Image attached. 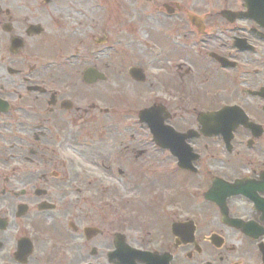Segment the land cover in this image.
<instances>
[{
    "label": "flooded vegetation",
    "instance_id": "flooded-vegetation-1",
    "mask_svg": "<svg viewBox=\"0 0 264 264\" xmlns=\"http://www.w3.org/2000/svg\"><path fill=\"white\" fill-rule=\"evenodd\" d=\"M0 264H264V0H0Z\"/></svg>",
    "mask_w": 264,
    "mask_h": 264
},
{
    "label": "water",
    "instance_id": "water-1",
    "mask_svg": "<svg viewBox=\"0 0 264 264\" xmlns=\"http://www.w3.org/2000/svg\"><path fill=\"white\" fill-rule=\"evenodd\" d=\"M146 115H147V113H146ZM146 115H145L144 118H143V117H142L143 114H141V115H140V119H141V120H142V119H143V120L146 119V118H145ZM214 185H215V184H214ZM224 185H225V186L221 187V189H220V191L222 192L221 194H222V197H223V198L226 197V196H230V195H235V194L241 193L240 190H239V188L236 186V184H234V185H226V184H224ZM209 198H210V197H209ZM223 198H222L221 200H218V201H217V200H214V201L219 205L222 215L225 216V207H224V205H223V203H222ZM210 199H212V198H210ZM230 223H232V224H234V225H238V223L235 222V221H230Z\"/></svg>",
    "mask_w": 264,
    "mask_h": 264
},
{
    "label": "rangeland",
    "instance_id": "rangeland-1",
    "mask_svg": "<svg viewBox=\"0 0 264 264\" xmlns=\"http://www.w3.org/2000/svg\"><path fill=\"white\" fill-rule=\"evenodd\" d=\"M110 67V66H109ZM108 70H110V68H108ZM107 87L108 86V82L107 83H104V84H102V87L104 88V87ZM142 189H141V191L140 190H137L138 192H140V194H145L146 192H147V190H148V188L146 187V185L145 184H143L142 185ZM152 187L150 186L149 187V189H151ZM142 191H143V193H142ZM143 200V198L141 199V201ZM144 213H145V215H146V210L144 209V210H142Z\"/></svg>",
    "mask_w": 264,
    "mask_h": 264
}]
</instances>
